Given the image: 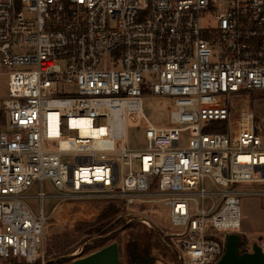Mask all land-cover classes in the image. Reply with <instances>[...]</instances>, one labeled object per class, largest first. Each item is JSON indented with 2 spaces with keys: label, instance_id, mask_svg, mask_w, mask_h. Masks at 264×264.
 Here are the masks:
<instances>
[{
  "label": "built area",
  "instance_id": "built-area-1",
  "mask_svg": "<svg viewBox=\"0 0 264 264\" xmlns=\"http://www.w3.org/2000/svg\"><path fill=\"white\" fill-rule=\"evenodd\" d=\"M0 58V264H50L58 206L102 199L163 204L177 258L219 262L241 197L264 195V0H0ZM149 96L173 99L169 127Z\"/></svg>",
  "mask_w": 264,
  "mask_h": 264
},
{
  "label": "rangeland",
  "instance_id": "rangeland-1",
  "mask_svg": "<svg viewBox=\"0 0 264 264\" xmlns=\"http://www.w3.org/2000/svg\"><path fill=\"white\" fill-rule=\"evenodd\" d=\"M7 81V68L0 58V99L5 98L7 95ZM253 108L264 126V93L255 95ZM173 109V99L169 96H149L144 99V113L157 127L167 128L171 125L170 113ZM1 112L5 117L6 114L3 108ZM146 128L147 120L145 118H140L137 115L136 119L131 117L128 119V143L132 148H146ZM253 187L252 189L259 188ZM45 190L54 192L49 183L46 184ZM29 202L38 210L40 204L38 200L32 199ZM55 202L51 199L46 200L44 204L47 212L51 210ZM111 204L119 209L117 219L135 223L134 229L120 231L116 236H111V240L106 243L108 245L113 241L120 242L122 264H132L130 241L133 234L140 237V244L137 247L139 250H151L152 256L156 258L154 264H163L162 260H167L172 264H180V258H177L163 241V239L167 241V232L172 230L169 211L163 204L156 202L142 204L133 208L131 211L133 214L129 216L116 203L104 199L70 201L58 206L54 217L49 220L46 231L47 253L52 258L50 264H72V260L63 259V257L68 255L77 256L87 242L101 236L98 232H88L89 227L85 228V226H94L103 211ZM241 206L244 222L241 231L238 230L237 233L243 235L245 247L251 248L255 242L264 245V195H245L241 197ZM142 219L150 222L151 226H148ZM157 230L159 233H157ZM100 245H102V241L95 240L87 246L85 255L106 246L101 247Z\"/></svg>",
  "mask_w": 264,
  "mask_h": 264
},
{
  "label": "water",
  "instance_id": "water-1",
  "mask_svg": "<svg viewBox=\"0 0 264 264\" xmlns=\"http://www.w3.org/2000/svg\"><path fill=\"white\" fill-rule=\"evenodd\" d=\"M124 229L125 226L111 232L107 236H99L95 239H91V241L84 245L78 256L68 255L63 257V259L72 260V264H122L121 245L119 241H113L88 255H85V250L87 246L95 240L111 237ZM157 233H159L158 230ZM163 241L169 248L173 249L172 245H170L166 239H163ZM245 248L247 247H245V239L243 235L240 233L229 234L225 253L217 264H264V245L255 242L252 244L251 249L246 250ZM179 263L183 264L181 259Z\"/></svg>",
  "mask_w": 264,
  "mask_h": 264
},
{
  "label": "trees",
  "instance_id": "trees-1",
  "mask_svg": "<svg viewBox=\"0 0 264 264\" xmlns=\"http://www.w3.org/2000/svg\"><path fill=\"white\" fill-rule=\"evenodd\" d=\"M1 117H2V119H4L2 112H1ZM217 131L222 132V131H224V129H215V130H212L211 132H217ZM118 213H119V209L116 206L111 204V205H109V207H107L103 211V213L100 215V217L98 219V222L94 226L88 225V226H85V228L89 227L88 232H98V234H100L101 236H107L111 232H114L123 226H125L124 230H131V229L135 228V223H129V222L123 221L122 219H117ZM114 236H116V234L112 235V237H114ZM112 237H106V238L99 239L102 241V245H100V246L102 247V246L106 245V243H108ZM131 237L132 238H131L130 244L137 248L140 244L139 235L133 234ZM167 242L170 245L172 244V242L169 239H167ZM87 248H86V250H87ZM144 252H146V250ZM166 262H167V260H166ZM132 264H134L133 261H132Z\"/></svg>",
  "mask_w": 264,
  "mask_h": 264
},
{
  "label": "flooded vegetation",
  "instance_id": "flooded-vegetation-1",
  "mask_svg": "<svg viewBox=\"0 0 264 264\" xmlns=\"http://www.w3.org/2000/svg\"><path fill=\"white\" fill-rule=\"evenodd\" d=\"M131 251L134 264H154L156 262V258L152 256L151 250L149 249L144 252L131 245Z\"/></svg>",
  "mask_w": 264,
  "mask_h": 264
}]
</instances>
